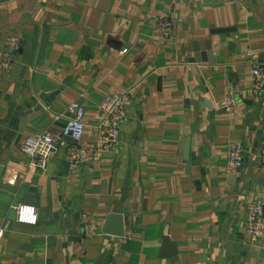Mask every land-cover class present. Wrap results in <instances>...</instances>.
Returning a JSON list of instances; mask_svg holds the SVG:
<instances>
[{
	"label": "crops",
	"instance_id": "0c3cea01",
	"mask_svg": "<svg viewBox=\"0 0 264 264\" xmlns=\"http://www.w3.org/2000/svg\"><path fill=\"white\" fill-rule=\"evenodd\" d=\"M14 36L0 66V264H264V234H247L249 202H264V89L248 57L264 64V0H0V54ZM127 90L116 148L71 163L69 105L85 107L92 144L104 97ZM47 131L55 146L32 167L21 145ZM20 204L37 224L17 220ZM116 208L123 237L103 232Z\"/></svg>",
	"mask_w": 264,
	"mask_h": 264
},
{
	"label": "built area",
	"instance_id": "2783aa9c",
	"mask_svg": "<svg viewBox=\"0 0 264 264\" xmlns=\"http://www.w3.org/2000/svg\"><path fill=\"white\" fill-rule=\"evenodd\" d=\"M157 32L164 38H169L174 33L173 25L167 17L157 21ZM19 37H12L5 45L4 51L0 54L1 68L8 69L14 56L20 49ZM252 65L251 73L253 79V93L258 96L264 89V64L253 58L248 53ZM131 97V91L113 92L107 94L101 102L94 117L93 127L98 132L97 142L82 144V138L86 130L84 120L86 109L78 102L71 103L67 108L69 117L62 130V136L70 137L74 144L68 151V159L73 164L89 163L96 161L103 151L114 150L121 139V126L125 118L126 107ZM223 109L230 114H235L236 100L230 87H226V95L222 102ZM55 135L50 132L37 133L28 136L21 145V152L30 157L32 167L45 169L50 154L55 146ZM261 162L264 163V137L261 142L259 154ZM243 161V146L240 143H233L228 153V167L232 171H238ZM17 220L21 223L31 225L37 224L38 209L35 205L20 204L16 208ZM88 224L86 230H88ZM247 234L251 243L264 234V202L255 200L247 206ZM2 236V232L0 233Z\"/></svg>",
	"mask_w": 264,
	"mask_h": 264
},
{
	"label": "water",
	"instance_id": "95a60500",
	"mask_svg": "<svg viewBox=\"0 0 264 264\" xmlns=\"http://www.w3.org/2000/svg\"><path fill=\"white\" fill-rule=\"evenodd\" d=\"M261 60H264V55H262ZM48 103V102H47ZM72 139V138H71ZM189 145L185 149V159L189 162ZM103 232L106 234H111L114 236L123 237L125 235L122 210L116 208L107 218L104 225Z\"/></svg>",
	"mask_w": 264,
	"mask_h": 264
}]
</instances>
